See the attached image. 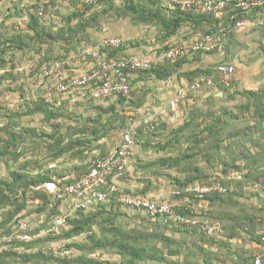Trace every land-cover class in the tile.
<instances>
[{
    "label": "rangeland",
    "instance_id": "374dc122",
    "mask_svg": "<svg viewBox=\"0 0 264 264\" xmlns=\"http://www.w3.org/2000/svg\"><path fill=\"white\" fill-rule=\"evenodd\" d=\"M132 2L129 0H99L97 5L84 7L81 0H55L45 10L42 18L34 16L38 3L25 5L24 10L13 5L12 10L14 12L9 14L11 21L3 19L10 22V29L9 25H4V21L3 24L0 22V29L7 28L2 31L3 33L0 32V146L10 143V150L0 158V180L2 178L11 180L10 175L18 173L24 177L42 175L51 178L57 185H62L67 182L66 175L69 171L77 170L84 173L97 159L110 154L109 152L115 147L116 141L120 139L124 125L135 117L128 114L126 107L131 106L133 101L134 106H139L145 102V94L136 95L132 93L133 101L129 104L122 103L118 98L82 105L64 102V113L59 112L49 116L45 113L44 107H39L31 102L29 78L53 60L62 58L65 54L75 51L83 45L87 46L93 43L99 37L102 29H109L108 32H112L110 30L112 24H119L123 30L125 29L124 24H127V29H136L142 34H145L144 30L139 27L146 26L150 29V35L154 36L155 41L162 42L158 32L161 27L159 20L151 17L150 20L146 21L141 17L142 13L128 10L126 7L129 4L137 3L136 0H132ZM135 6L137 7V5ZM20 13L23 16L19 15ZM144 14L146 15L147 12ZM31 16L36 18L37 28L40 32V38L34 40L32 37L35 33L28 30ZM83 20L88 21L83 22ZM164 21L167 22L166 19ZM192 29L196 30L194 33H204L203 30ZM61 30H64V33H61ZM218 33L221 35V32ZM46 35H52L58 41H54ZM118 35L124 38L125 47L142 48L147 45L144 43V38L134 31L128 32L126 35ZM224 51H227L226 45ZM196 57L199 58L200 56L197 55ZM220 63L222 61L211 62L206 69L189 75L188 79L191 81L197 75L205 73L206 70L215 72L214 68ZM175 65V63L172 64L170 68H176ZM155 71L166 76L170 72L163 67L161 69L152 68L142 75L153 74ZM209 91V98L203 100L191 95L189 98L193 97L194 103L188 98L185 103L178 104L179 114L171 116L174 124H178L179 121L191 120L193 123L191 128L195 130V140L198 143V146L193 145L194 147L191 149L192 151L195 150L197 156H204L201 158H180L179 162H175L176 158L129 159L133 174L135 177L143 175L145 178L143 179L144 185L147 189L152 188L156 183L170 191L171 197L182 201L188 199L187 195L189 194L185 192V189L190 188V183L195 182V179H201L198 182L203 181L204 178L205 181L218 179L217 182H221L227 187L235 185V182L238 181L232 173L222 178L213 175L216 169L220 172L223 169L235 172L238 167L236 160L245 159L248 161L251 158L235 157L233 138L238 129L234 124L233 109L230 110L233 106L232 102L225 103L218 100L216 96H212L216 91ZM199 94L201 93L197 95ZM238 108L243 109L240 106ZM245 109L247 111L249 106ZM225 111L227 112L226 115H224ZM158 124L156 126L155 123V133L151 132L145 136L146 141H153L156 136H161L159 131H161L163 123ZM210 124L216 125L217 129L214 137L207 143V145L214 144L215 147L209 149L202 146L201 140L202 133ZM175 130L176 128L172 132L170 131V134H172V139L177 137L180 143L178 145L175 143L174 146L177 147L178 152L189 156L192 151H189L188 147L192 145L189 142L186 144V138L192 140L191 131L189 132L188 129L185 133L177 134ZM170 134L164 139L170 138ZM12 135L15 136L14 140ZM139 137H142L141 134ZM158 140L160 137L159 139L156 138L155 142ZM173 149L176 151L175 147ZM73 158L83 161L76 164L73 162ZM204 158H208L207 161ZM248 166L249 170L253 167L252 164H248ZM195 168H199L198 170L203 173L196 172ZM124 178L126 177L124 176ZM25 180L16 183L14 188L16 185L24 184ZM251 180L246 179L244 183L250 184ZM46 190L50 193L54 192V189L49 190L47 187ZM174 192H180L181 195H174ZM237 192L240 194L235 198L240 206H250L253 195L250 192L244 194L245 191H242L241 188H238ZM32 197L29 195L28 198H19L17 202L12 204L6 203L5 200L3 204L0 202V219L3 218L6 223L16 217V219L27 220L31 226L37 224L43 212L38 211L40 203L35 200L37 196L34 194ZM159 198H154V200L158 202L168 201L175 206L168 199L160 198V200ZM7 205L13 211L9 216L10 219L4 211ZM181 205L177 204L180 207ZM213 215H209V219L208 216L201 214L197 215V219L215 222L218 217L214 212ZM88 219L96 220V223L89 227L90 221ZM77 220L84 226L85 231L81 235L67 237L65 234H69L73 228L72 225L68 224L67 228L62 230L57 238L52 239V243H49L54 249L47 250L49 252L44 256L48 257L47 259L42 260L40 258L33 260V263L32 261L27 263L24 255H15L7 260L0 259V263L95 264L102 262L106 264H128L129 255L119 254L116 247V242L126 236H129L132 242H135L139 247H146L147 249L167 247L165 248L166 253L168 251L174 252L179 256L167 258L181 264H188L189 262L203 264V261L209 262L208 264H223L222 260H225L223 256L228 253L224 246L225 243L227 244L225 240L217 239L216 236L207 237L194 230L174 227L172 224H169L170 227H168L167 223L161 221H159L160 223L150 221L140 211L126 206H115L107 203L94 210L78 214ZM46 222H48V218ZM167 236L175 237L176 243L167 244L163 241L162 237L168 238ZM96 240L99 241V246H97ZM45 243L42 242L41 246ZM62 244L64 246L66 244L67 250L71 252L69 256H61L60 246ZM41 246L39 245L38 248ZM134 264L166 263L137 262Z\"/></svg>",
    "mask_w": 264,
    "mask_h": 264
},
{
    "label": "built area",
    "instance_id": "2783aa9c",
    "mask_svg": "<svg viewBox=\"0 0 264 264\" xmlns=\"http://www.w3.org/2000/svg\"><path fill=\"white\" fill-rule=\"evenodd\" d=\"M54 1L40 0L34 11L35 16L42 18L45 10ZM81 2L82 5H96L98 0H81ZM176 6L181 11L194 15L217 17L228 12L229 9H238L244 16H253L256 26L264 31V0H183L176 2ZM244 24V20L236 22L237 26ZM101 33L103 35L93 44L65 54L62 59L53 60L31 76L30 92L36 93V97L42 99L45 104L56 107L64 102L72 105L86 104L116 97L129 101L132 99L131 73L147 71L198 54L220 51L226 41L223 34L196 35L191 40L170 45L154 56L140 57L119 55L124 40L106 34V29H102ZM113 52L116 53L111 56ZM78 62L88 63L90 67L81 74H75L71 66ZM235 80L232 66L219 65L215 68V74L196 78L185 92L172 102V106H178L187 100L190 94L202 88L230 86ZM142 124L145 126L143 133H151L154 130L155 125L150 118H143ZM139 128L136 122L125 125L121 130L118 145L112 153L97 159L86 172L73 177L61 188L53 187L52 193L55 197L48 207L52 208L53 203L59 201L58 213L51 217L46 229L36 231L35 224L31 226L27 220H18L8 224L6 230H0V253L14 252L19 248V244L29 243L45 236H56L62 229L67 228L68 221L73 219L76 213H85L110 202L141 211L151 219L172 216L174 205L170 202H158L147 196L125 193L114 181L120 179L126 172L127 161L132 156L139 138ZM43 186L45 185L39 186L38 189ZM233 191L231 186L227 187L217 181L194 183L188 188V192L200 202L212 194L227 195ZM173 194L178 196L180 192ZM177 219L183 225L196 227L207 235H214L220 229L217 224L200 222L189 216H179ZM261 242L263 246L260 252L253 254V258L245 264H264V235L261 236ZM60 248L61 256L70 254V251L64 248V244Z\"/></svg>",
    "mask_w": 264,
    "mask_h": 264
},
{
    "label": "crops",
    "instance_id": "0c3cea01",
    "mask_svg": "<svg viewBox=\"0 0 264 264\" xmlns=\"http://www.w3.org/2000/svg\"><path fill=\"white\" fill-rule=\"evenodd\" d=\"M40 0H0V22L2 23L5 20H10V13H13V5L16 8H24L25 5H30L38 3ZM132 1V0H129ZM136 5L142 6L145 9V12L154 11L160 17L163 18H174L175 13L181 11L177 6L176 2H181L183 0H136ZM15 9V8H14ZM24 10V9H23ZM33 11V10H31ZM183 12V11H182ZM232 12V11H231ZM240 17L237 15V12L229 13L225 12L224 14L218 16V32H221L225 36V44L220 51L211 52L214 55H209L211 53L201 54L199 58L196 56L192 58L179 59L174 62L167 63L163 66L153 67V68H162L168 71V76L161 74H146L142 75L144 72H135L130 74V84L132 86V93L145 94L146 101L142 102L139 106H134V101L131 106H127L128 114L135 116L134 119H131L130 122H136L141 129L139 136V141L137 140L136 145L133 150V154L130 158H201V156L193 155L191 152L189 156H182L181 152H178L177 147L174 146L176 143L174 138L172 139V134H170L175 128V132L184 127V122H177L174 124V120L171 117L173 114H179V107L172 106V102L178 99L179 96L185 92L189 85L198 77L202 75L215 74L211 72L209 74L202 73L197 75L191 81L188 79L189 75L203 71L206 69L209 63H215L217 61H222L219 65L232 66L235 76V83L230 86H224L214 89L202 88L200 91L190 94L197 97V99L209 98L210 91L215 90L212 96H216L218 100L223 102H229L233 104V120L235 127L238 131L234 136V152L236 158H251L248 161L245 159H238L237 162L239 170L232 172L236 176V179L243 181L238 188H241L242 191H245L244 194L250 192L253 195L250 206L252 210L264 212V31L261 30L255 24V18L253 16L245 15L240 12ZM180 14V13H179ZM19 15L23 16L22 13ZM35 15V14H34ZM24 18V17H23ZM235 18V20H234ZM242 18V19H241ZM233 20V24L231 23ZM238 20H244L245 24L243 26H237L236 22ZM231 21V22H229ZM4 25L8 26L10 29V22H3ZM2 23V24H3ZM124 23V22H123ZM1 24V25H2ZM232 24V25H231ZM115 26L113 28V26ZM110 25V30L108 32L106 29V34L121 37L120 35H126V33L134 31L136 34L141 35L144 38V43L147 45L142 48H130L124 45L120 51L119 55H136L140 57L145 56H154L155 54L160 53L162 50L166 49L170 45L181 41L191 40L196 35H202L198 32L194 33L192 29L191 22L183 23L176 31L172 34H169L168 31L164 30L162 26L159 28L158 32L160 33V38L162 42H157L153 38V35H150L149 28L146 26L139 27L144 30L145 34L136 30V29H127V24H124L125 29L123 30L119 24ZM7 28H1L0 32L5 31ZM8 29V30H9ZM140 32V33H139ZM3 33V32H2ZM114 33V34H113ZM219 34V33H215ZM103 34L100 33L99 37ZM98 37V38H99ZM152 37V38H151ZM97 38V39H98ZM96 39V40H97ZM95 40V41H96ZM128 40V39H126ZM94 41V42H95ZM93 42V43H94ZM91 43V44H93ZM89 44V45H91ZM226 45V50L224 51ZM84 46V45H83ZM82 47V46H81ZM80 48V47H79ZM78 49V48H77ZM119 52H117L118 54ZM196 57V58H195ZM197 59V60H195ZM176 64V68L172 69V64ZM216 66V67H217ZM90 67V64L84 62L74 63L71 68L73 73L81 74ZM215 67V68H216ZM214 68V69H215ZM148 71V70H147ZM208 71V70H206ZM204 91V92H203ZM198 93H201L197 95ZM189 96V97H190ZM118 98V97H116ZM133 98V97H132ZM110 100V99H108ZM132 100V99H131ZM188 100V99H187ZM185 100L183 103H185ZM190 101H195L192 98H189ZM107 101V100H106ZM104 102V101H98ZM89 103V102H88ZM181 103V104H183ZM194 103V102H193ZM87 104V103H86ZM128 104V103H127ZM242 107L240 109L238 107ZM249 106V109L246 111V107ZM229 111V110H227ZM226 112V111H225ZM224 113V115H226ZM221 115V114H220ZM223 116V115H222ZM143 118H150L153 120V123L156 126L158 123H163L161 131L159 133L161 136H156L155 139H159L158 142L146 141L144 138L151 133H143L145 126L142 124ZM126 124V125H127ZM159 125V124H158ZM176 125V126H174ZM240 127V129H239ZM155 130V128H154ZM154 130L152 133H155ZM171 131V132H170ZM238 132V134H237ZM170 134V138L164 139L167 135ZM176 138V137H175ZM172 139V140H171ZM221 141V138H220ZM119 139L115 143V147L111 149L109 153H112L113 150L118 145ZM179 142V141H178ZM180 143V142H179ZM178 143V144H179ZM188 141H186V144ZM225 144V142H224ZM176 148V151L173 149ZM74 163H82L83 160L77 158L72 159ZM248 164H252L253 167L250 170V176L252 177L250 184L244 183L246 180L245 175L249 173ZM222 171V170H221ZM83 174V171H69L66 175V180L68 183L73 177H77ZM213 174V173H212ZM252 174V175H251ZM127 175V176H126ZM142 175V174H140ZM216 177H224V175L216 169V172L213 174ZM124 176L126 178H124ZM142 176L135 177L133 174V168L130 161H127L126 172L124 175L118 179L114 180L119 189L125 193L147 196L151 199H168L175 205H180L188 201V199L180 201L178 198L171 197L172 193L167 191L164 187L158 186L154 181L155 185L151 188L144 185L145 181ZM216 179V178H214ZM218 180V179H216ZM65 183V184H66ZM53 184V183H52ZM55 187V185H54ZM248 190V191H247ZM145 193V194H143ZM159 198V199H160ZM160 199V200H161ZM178 200V201H177ZM168 202V201H167ZM224 206H222V210ZM234 208H228V211H234ZM226 211V210H223ZM261 213V214H262ZM263 217V216H261ZM258 218V217H257ZM222 225L224 227L232 226L234 227L237 233L233 238H229L228 242L230 244V252L226 253L223 258L226 259V262L223 264H235V261L238 257H244L243 253L256 254L260 252L261 247L255 245L254 243L249 242V237L245 233V226L240 222L232 224L228 220H223ZM255 232L264 228V220L259 218L255 220L253 224ZM243 228V229H242ZM247 255V254H246Z\"/></svg>",
    "mask_w": 264,
    "mask_h": 264
},
{
    "label": "trees",
    "instance_id": "16d2710c",
    "mask_svg": "<svg viewBox=\"0 0 264 264\" xmlns=\"http://www.w3.org/2000/svg\"><path fill=\"white\" fill-rule=\"evenodd\" d=\"M98 2H99V0H98ZM130 2H132V1H130ZM81 4H82V2H81ZM135 5L136 4H133V5L129 4V6L126 8L130 11H133V12L142 13L141 17L146 21L150 20L151 17L154 19H158L162 28L164 30L168 31L169 34L174 33L176 31V29H178L185 22H191L193 28H195L197 30H203L204 33H201L202 35L208 34V33H214V34L218 33L217 25H218L219 20H218L217 16L194 15L193 13H190V12L179 11L180 14L176 12L174 15L175 16L174 18L166 19V18L160 17L158 14H156V12L151 11V10L148 11L147 14L145 15L144 14L145 9L142 6L137 5V7H136ZM83 6L86 7V6H94V5H83ZM235 12H237V15L240 17L241 14H240V11L238 9H232V10L229 9V11H228L229 17H230L231 13L233 14ZM83 16H81V17H83ZM35 17H37V16H35ZM35 17L31 16L29 24H28V30L35 33L34 36L32 37V40H34L36 38H40V32L37 28V20ZM37 18H39V17H37ZM164 19H166L167 22L164 21ZM234 20H235V18H234ZM87 21L88 20H83V22H87ZM229 22H231V21H229ZM81 23H82V20H81ZM231 23L233 24V20ZM61 33H64V30H61ZM47 37L54 40V41H58L52 35H49ZM115 53L116 52H113V54H111V56H114ZM62 58H58V59H62ZM157 71H159V70H157ZM139 72H146V71H139ZM154 73L159 74L156 71ZM209 73H211L209 70L205 72V74H209ZM161 75H163V74H161ZM36 95H37L36 93H31V99H30L31 102H33L34 104H37L39 107H41V106L44 107L45 113L48 114L49 116H53L54 113H59V112L64 113V111H65V108H64L65 104L64 103L61 104V106H59V107H56L54 105L53 106L47 105L43 102L42 99H40L39 97H36ZM118 99L122 103H125V104L126 103L129 104V103H131V101H133V100L128 101L122 97H118ZM91 102H93V101H91ZM75 105H82V104H75ZM60 110H62V111H60ZM192 124L193 123L191 122V120L185 121L184 127L177 131L179 133H185L186 130L188 131V129H189V132L191 131L192 140L190 141L188 137L186 138V141H188L192 145V146L188 147L189 151H192V149H191L192 147L198 146V143L195 140V137H196L195 130L191 128ZM216 129H217V126L212 125V124L208 125L205 128V131L202 133V140H201L202 146H205L209 149L215 147L214 144L207 145V143L211 138L214 137V135L216 133ZM140 130L141 129H139V133H140ZM11 137L13 140L15 139L14 135H12ZM174 140H175L176 144L178 145L179 142H178L177 137ZM192 142H193V144H192ZM8 150H10V143H6L5 145L0 146V158L2 156L6 155ZM61 153H60V155H61ZM192 153H193V155L197 156V154H195V150H193ZM182 156L186 157L187 154H182ZM201 156H204V155H201ZM204 159H206V161H207L208 158H204ZM176 161L179 162L180 158H178V159L176 158L175 162ZM196 162H198V161L196 160ZM195 169H196L195 170L196 172L199 171V173H203L201 170H198L199 168H195ZM239 169L240 168L237 167L235 169V171H237ZM232 172L230 170L227 171L225 169H223L221 171V173L225 177L229 176ZM245 177H246V179L251 178L250 170H249V173H247L245 175ZM10 178H11V180L3 179V178L0 180V202L3 204V201L5 200L6 203L12 204L14 202H17V200L19 198H23V197L28 198L29 195H31V197H32L35 194L38 198V199L36 198L35 200L37 201V203L38 202L40 203V205H39L40 207L38 208V211L43 212V214H41V216H40V220H38L37 224H35L37 226L36 231L46 229L48 223L51 220V217L58 213L57 207L59 205V201H56V203H53V207L49 208L48 205L50 203H52V200L55 197V194L48 192V190H46V186L40 187L39 189H38V187L41 185H46L47 183H54L56 187L61 188L65 183L62 185H57L54 180H52L49 177H43L42 175H37L35 177L34 176L24 177L21 174L12 173L10 175ZM23 180H25L24 184L16 185L14 188V185L16 183L23 181ZM198 180H201V179H198ZM198 180L195 179L194 180L195 182H193V183H208L209 181L210 182L213 181V180L205 181V178H204V180L202 179L203 181H201V182H198ZM240 182H241L240 180L236 181L235 182L236 184L235 185L233 184L235 187L233 185H231V187L234 189V191L231 194H227V195L212 194L210 196H207L205 198V200H203L202 202L196 200L194 198V196H192V194H190L188 192V189H185L186 190L185 192H188V194H189V195H187L188 201L183 203L182 205L180 204L181 207L175 205L173 207L172 216H167V217L165 216V217H158L156 219H151L146 214H144V213L143 214L150 221H153V222L160 223L159 221H161V222L167 223L166 224L167 226L169 224H172L174 227H180V228L187 229V230H194V231H196L202 235H205L207 237L208 236L209 237H215L216 236L217 239L219 238V239L225 240V242H227V244L225 243L224 246L226 247L228 253L231 250L228 240H229V238H233L234 236H236L237 233L234 232L235 231L234 227L231 228L232 226H230V225L227 227H224L222 225V222L224 219L228 220L232 224L234 222L236 224H238L240 222L243 226H245V228H246L245 233L249 237L251 243H254L255 245L260 246L262 248L263 244L261 242V236L264 235V228L255 232V228H254L253 224L255 223V220H257L258 218L260 220H264V212L262 213L261 210H259V211L252 210V208H253L252 206H248V207L245 205L240 206L239 202L235 198L236 196H238L240 194L239 192H237L238 187L240 186ZM193 183H190V185H192ZM44 192H46V193H44ZM179 195H181V193ZM42 198H43V200H42ZM194 200H195V203H194ZM110 203H111V205L114 204L115 206H119L113 202H110ZM222 206H224L223 210H226V211L222 210ZM5 207H6V210H4L5 215L8 216V218H9V216H11L13 211H11L9 209L10 208L9 205H7ZM228 208H234L235 210L233 212L228 211ZM198 209H200V210H198ZM203 211H204V213H202ZM213 212L217 215L216 217H218L217 221H215V222H209L208 220L201 221V220L197 219V215H201V214L203 216H205V215L208 216V218H209V215L214 216ZM81 213H83V212L76 213L75 217L68 221L67 226H68V224H70V225H72L73 228L69 231V234H65L67 237H73V236L81 235L85 231L84 226H82L81 223L77 220L78 214H81ZM179 216H189V217H192L194 219L199 220L200 222H207L208 224H217V225H219L220 229L214 235H207L196 227H190V226H186V225H183L182 223H180L177 219ZM261 216H263V217H261ZM47 218H48V222H46ZM13 219L14 220H12L10 222L7 221L6 223H5V220L3 218L0 219V230H3V229L6 230L8 228V224H10L14 221L16 222V221L20 220V219H16V217H14ZM88 220L90 221L88 223L89 227H91V225L93 223H96V220H91V219H88ZM168 227H170V226H168ZM62 230H64V229H62ZM61 231L56 236H45L41 239L29 242V243L19 244L18 245L19 248L14 252L0 253V259L3 258V260L4 259L7 260L8 258H11V256H15V255H21L22 256V255H24L23 257L25 258V260H26L25 262H27V263H30L31 261L33 263V260L40 259V258L42 260H45V258L46 259L48 258V257H44L49 252L47 250L54 249L52 245H49V243H52L51 240L54 238H57V236H59L61 234ZM167 237L168 238L162 237L163 238L162 240L167 242V244L176 243L175 237H170V236H167ZM42 242H46L45 245L41 246ZM96 242H97L96 243L97 246H99V241L96 240ZM39 245L42 248L41 247L38 248ZM66 247L67 246L65 244L64 248H66ZM116 247L119 251V254L129 255V260L127 262L128 264H134L137 262H144V263L156 262V263H166V264L167 263L168 264H181L178 261L176 262L173 259L169 260V258H167V257H173V258L179 257V256H177L178 254L177 253L175 254L174 252L170 253L168 251L166 253L165 248H167V247H162L161 248L162 250L159 247H158L159 250L157 248H152V247H151V249H147L146 247H139V245H136L135 242H132V240L129 236L124 237V239L120 238L116 242ZM203 247H204V245H203ZM67 256H69V255H67ZM243 256L244 257H238L235 261V264H245L247 261H250L251 258H253V254H251V253H243ZM222 261L225 263L226 259L222 260ZM208 263L209 262L203 261V264H208ZM95 264H106V263H102V262L97 263L96 262ZM188 264H192V263L189 262Z\"/></svg>",
    "mask_w": 264,
    "mask_h": 264
},
{
    "label": "water",
    "instance_id": "95a60500",
    "mask_svg": "<svg viewBox=\"0 0 264 264\" xmlns=\"http://www.w3.org/2000/svg\"><path fill=\"white\" fill-rule=\"evenodd\" d=\"M46 187H47L49 190H52L53 187H54V184H52V183H47V184H46Z\"/></svg>",
    "mask_w": 264,
    "mask_h": 264
}]
</instances>
